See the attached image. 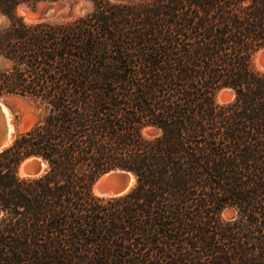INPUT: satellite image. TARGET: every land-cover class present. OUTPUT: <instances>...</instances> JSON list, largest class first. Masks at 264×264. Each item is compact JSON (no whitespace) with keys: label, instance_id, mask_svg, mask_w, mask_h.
Wrapping results in <instances>:
<instances>
[{"label":"trees","instance_id":"1","mask_svg":"<svg viewBox=\"0 0 264 264\" xmlns=\"http://www.w3.org/2000/svg\"><path fill=\"white\" fill-rule=\"evenodd\" d=\"M38 1L0 0V98L46 110L0 152V264H264V0L17 14ZM29 157L43 173L18 174ZM117 168L135 189L96 195Z\"/></svg>","mask_w":264,"mask_h":264},{"label":"water","instance_id":"2","mask_svg":"<svg viewBox=\"0 0 264 264\" xmlns=\"http://www.w3.org/2000/svg\"><path fill=\"white\" fill-rule=\"evenodd\" d=\"M88 0H74L66 3L64 9L69 13H81L85 11V3ZM54 2L42 1L41 6L37 8L36 14L40 18H46L54 11ZM6 16L0 13V24ZM264 49V48H262ZM260 49L259 51H261ZM258 51V52H259ZM257 55L260 65L264 70V54ZM231 89L224 88L220 91V96L227 98L231 96ZM38 100L37 98H35ZM18 133L12 122L10 109L0 100V152L6 149L15 139ZM44 162L37 157L24 159L18 166L22 174L28 177H34L44 171ZM43 173V172H42ZM137 186V177L134 172L125 169H112L101 174L93 183L92 189L100 197H116L131 192Z\"/></svg>","mask_w":264,"mask_h":264},{"label":"rangeland","instance_id":"3","mask_svg":"<svg viewBox=\"0 0 264 264\" xmlns=\"http://www.w3.org/2000/svg\"><path fill=\"white\" fill-rule=\"evenodd\" d=\"M42 1L54 2L53 7L54 11L52 14L46 18H40L37 14V8L41 6ZM74 0H39L34 7L28 5L27 3H22L17 7V14L22 16L25 21H36V20H44L50 22H60L63 20H69L78 16L85 15L93 9L92 0H88L85 3V11L81 13H69L64 9L66 3L72 2ZM110 2H141V1H150V0H108ZM9 24L8 18L6 17L2 23L0 24V28L5 27ZM264 47H261L262 49ZM258 49L253 54V65L256 69L264 71L263 68L257 62V52ZM257 62V63H256ZM9 62L0 56V68L7 67ZM224 89V88H223ZM222 90V89H221ZM216 94V102L225 103L233 98V92H231V96L224 98L220 96V91ZM0 100L10 109L12 114V122L16 126V133L24 132L25 130L31 128L33 125L38 123L43 116L45 115V106L34 97L30 96H22V95H6L0 98ZM23 120L25 121V126L21 129L19 128L22 124ZM156 130L152 128H145L143 130V134L147 137H150L156 134ZM45 168V167H44ZM43 172V171H42ZM41 172V173H42ZM18 174L22 177H28L18 171ZM94 192V190H93ZM95 193V192H94ZM96 194V193H95ZM235 215L233 210L227 209L223 212L222 216L225 219H230Z\"/></svg>","mask_w":264,"mask_h":264},{"label":"bare ground","instance_id":"4","mask_svg":"<svg viewBox=\"0 0 264 264\" xmlns=\"http://www.w3.org/2000/svg\"><path fill=\"white\" fill-rule=\"evenodd\" d=\"M258 54L259 55H261V54H264V49H262L261 51H259L258 52ZM258 56V55H257ZM257 62H258V64L260 65V61H259V57H257ZM256 62V63H257ZM261 66V65H260ZM262 67V66H261ZM15 126V125H14ZM25 126V121L23 120V122H22V124L20 125V127L19 128H23ZM15 128H16V126H15ZM19 172L21 173V171L19 170Z\"/></svg>","mask_w":264,"mask_h":264}]
</instances>
